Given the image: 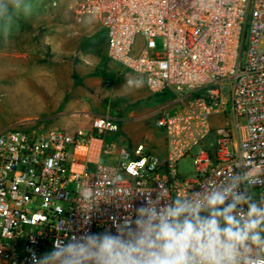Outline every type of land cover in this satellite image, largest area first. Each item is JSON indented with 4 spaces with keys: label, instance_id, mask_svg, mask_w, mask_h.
Listing matches in <instances>:
<instances>
[{
    "label": "built area",
    "instance_id": "built-area-1",
    "mask_svg": "<svg viewBox=\"0 0 264 264\" xmlns=\"http://www.w3.org/2000/svg\"><path fill=\"white\" fill-rule=\"evenodd\" d=\"M73 16L95 17L107 58L142 75L150 94L171 96L153 114L165 152L140 141L101 162L105 136L120 130L108 114L73 133L1 129L0 264H31L57 239L115 233L113 220L145 203L140 192L182 196L232 169L264 168V0H78ZM185 157L195 173L179 182Z\"/></svg>",
    "mask_w": 264,
    "mask_h": 264
},
{
    "label": "clouds",
    "instance_id": "clouds-1",
    "mask_svg": "<svg viewBox=\"0 0 264 264\" xmlns=\"http://www.w3.org/2000/svg\"><path fill=\"white\" fill-rule=\"evenodd\" d=\"M43 0H0V44L7 46L22 23L39 15ZM128 87L143 79L129 78ZM264 168L233 169L209 179L200 190L173 195L164 187L121 222L115 233L73 236L37 256L31 264H264Z\"/></svg>",
    "mask_w": 264,
    "mask_h": 264
},
{
    "label": "rangeland",
    "instance_id": "rangeland-1",
    "mask_svg": "<svg viewBox=\"0 0 264 264\" xmlns=\"http://www.w3.org/2000/svg\"><path fill=\"white\" fill-rule=\"evenodd\" d=\"M76 1L43 0L39 15L22 23L20 32L9 45L0 44V130H75L80 123L69 114L79 111V119H82L83 113L79 106L68 109V100L78 98V90L94 95L90 81L97 79L101 87L106 81L109 86L113 85L107 97L98 98L99 106L108 105L116 109L118 103L126 102L127 110L151 114L150 118L138 123L135 136L154 146L159 141L160 133L154 125L153 114L171 104V96L150 94L144 85L139 88L128 87L125 83L127 79H143V76L126 71L107 58L105 30L101 31L97 25L88 27L74 22L73 7ZM156 45L160 50L159 39ZM16 85L20 87V95H24L25 101L16 103V95L13 98ZM96 98L90 96L85 99L91 111L97 109L93 102ZM80 99L84 100L81 96ZM111 112L114 114L113 110ZM91 119L92 115H89L88 127ZM123 139L122 134L105 136V141L113 149L109 154H103V162L114 163V158L110 157L116 156V148L123 144ZM205 142L208 148H213V136H208ZM176 170L179 182L191 179L195 173L192 158L181 159ZM49 251L51 248L45 247L42 254Z\"/></svg>",
    "mask_w": 264,
    "mask_h": 264
},
{
    "label": "crops",
    "instance_id": "crops-1",
    "mask_svg": "<svg viewBox=\"0 0 264 264\" xmlns=\"http://www.w3.org/2000/svg\"><path fill=\"white\" fill-rule=\"evenodd\" d=\"M81 24L88 26V27L93 26V25H97L98 29H100L101 31L103 30L99 21L95 17H86ZM104 36H105V34H104ZM105 40H106V38H105ZM80 70H82L81 67H80ZM108 84H109V82L106 81L105 83L102 84L103 87H101V82L99 80L94 79L93 81H90V86L94 90V95L93 94L87 95V92L85 90H83V91L78 90L79 97L78 98L77 97L70 98L68 100V107L67 108L71 109L74 106H79L80 112L83 113L82 119H79V113H78L79 111L71 112L69 114L74 120H76L77 122L80 123L75 130L80 129V128L84 129V130H88L90 128L91 123L88 127L89 115H92V119L98 115H103V114H108L111 117L119 119L120 130L117 134H122L124 136V139H123L124 142L121 146L116 148V156H117V151L120 147H123V146L129 147V146H132V145L141 141L140 139H137L135 136V132L138 129V123L142 120L150 118L151 114L149 113L147 115V114L141 112V110H137V111L127 110L126 102L118 103L116 109H111L110 106H108V105L99 106L98 104H100L99 103L100 101L98 98L102 97V96L107 97L108 93H109L108 90L113 88V85L109 86ZM144 86H145V84H144ZM115 94L117 95V98H118V93L116 92ZM80 96L84 99L83 101L80 99ZM90 96H96L97 97L96 99H93L94 105L97 106V109L95 111L89 110L88 105L85 102V99L87 97H90ZM112 110L114 111V114H112V112H111ZM92 119H91V121H92ZM36 129L40 130L39 128H36ZM75 130H72L71 132H67V133H73ZM158 132L160 133V138H159V141L157 144H155L154 146H151L150 144H146V143L145 144L151 152L161 156L164 154L165 149H164V145H163L162 133L160 131H158ZM112 135H116V134H112ZM112 149H113V147H112ZM112 149H111V151H112ZM103 154H101L100 158H99L101 162H103L102 161ZM116 156L110 157V159L114 158V160H115ZM103 163H105V162H103Z\"/></svg>",
    "mask_w": 264,
    "mask_h": 264
},
{
    "label": "bare ground",
    "instance_id": "bare-ground-1",
    "mask_svg": "<svg viewBox=\"0 0 264 264\" xmlns=\"http://www.w3.org/2000/svg\"><path fill=\"white\" fill-rule=\"evenodd\" d=\"M42 80H43V79H42ZM18 85H19V84H18ZM18 85H16V88L13 87V88H15V89H14V93H15V94H13V98H14L15 95H16V97H17V98H16V103H17V102H21V101H25V100H26V99L23 97L24 95H23V96L20 95L21 91H19V90H20V87H19ZM23 88H24V87H23ZM9 89H10V88H9ZM10 90H11V89H10ZM22 90H23V89H22ZM24 91H25V89H24ZM10 92H11V91H10ZM8 94H9V93H8ZM18 94H19V95H18ZM29 94H30V93H29ZM27 95H28V94H27ZM28 97H29V96H28ZM30 97H31V96H30ZM14 99H15V98H14ZM14 99H12V100H14ZM18 105H19V104H18ZM18 109H20V108H18ZM18 109H17V110H18ZM23 110H24V109H23ZM23 110H22V111H23ZM25 110H26V109H25Z\"/></svg>",
    "mask_w": 264,
    "mask_h": 264
}]
</instances>
